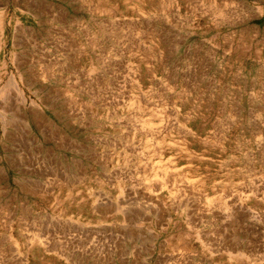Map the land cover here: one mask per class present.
I'll return each mask as SVG.
<instances>
[{
  "label": "rangeland",
  "instance_id": "374dc122",
  "mask_svg": "<svg viewBox=\"0 0 264 264\" xmlns=\"http://www.w3.org/2000/svg\"><path fill=\"white\" fill-rule=\"evenodd\" d=\"M0 264H264V0H0Z\"/></svg>",
  "mask_w": 264,
  "mask_h": 264
}]
</instances>
